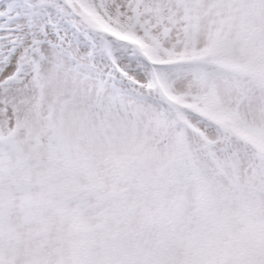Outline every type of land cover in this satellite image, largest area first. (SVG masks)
Masks as SVG:
<instances>
[{"label": "snow or ice", "instance_id": "1", "mask_svg": "<svg viewBox=\"0 0 264 264\" xmlns=\"http://www.w3.org/2000/svg\"><path fill=\"white\" fill-rule=\"evenodd\" d=\"M0 264H264V0H0Z\"/></svg>", "mask_w": 264, "mask_h": 264}]
</instances>
